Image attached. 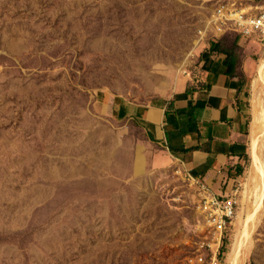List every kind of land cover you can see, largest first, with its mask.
I'll return each instance as SVG.
<instances>
[{
    "label": "rangeland",
    "instance_id": "374dc122",
    "mask_svg": "<svg viewBox=\"0 0 264 264\" xmlns=\"http://www.w3.org/2000/svg\"><path fill=\"white\" fill-rule=\"evenodd\" d=\"M220 3L252 0H0V264L211 260L206 182L134 122L99 117L94 94H170L201 78L218 41L248 67L253 119L264 39L217 33L209 19ZM260 142L264 158V130ZM251 165L252 154L230 182L238 207L219 264L237 245L238 264H264V191L246 221Z\"/></svg>",
    "mask_w": 264,
    "mask_h": 264
},
{
    "label": "crops",
    "instance_id": "0c3cea01",
    "mask_svg": "<svg viewBox=\"0 0 264 264\" xmlns=\"http://www.w3.org/2000/svg\"><path fill=\"white\" fill-rule=\"evenodd\" d=\"M249 6L263 11L264 0H252ZM224 70L223 56L211 55L201 78L148 101L100 88L94 94V111L108 121L134 122L150 140L180 159L193 176L204 180L205 192L229 194L230 182L238 179L233 176L236 170L245 168L251 154L254 161L256 97L252 119L247 82L241 85L239 75H227ZM240 71L247 77L246 65H237L236 73Z\"/></svg>",
    "mask_w": 264,
    "mask_h": 264
},
{
    "label": "built area",
    "instance_id": "2783aa9c",
    "mask_svg": "<svg viewBox=\"0 0 264 264\" xmlns=\"http://www.w3.org/2000/svg\"><path fill=\"white\" fill-rule=\"evenodd\" d=\"M209 24L220 34L226 30H233L242 37H254L255 35L264 39V10L256 12L251 7H237L226 3H220L214 9ZM232 194L215 195L206 192L202 199L201 208L205 217L206 225L213 233L215 244L205 247L212 250L213 257L207 261L203 253H199L191 261L192 264H219L217 253L226 229L232 223V219L237 214L238 200ZM204 246H202L203 248ZM204 247V248H205Z\"/></svg>",
    "mask_w": 264,
    "mask_h": 264
},
{
    "label": "bare ground",
    "instance_id": "6f19581e",
    "mask_svg": "<svg viewBox=\"0 0 264 264\" xmlns=\"http://www.w3.org/2000/svg\"><path fill=\"white\" fill-rule=\"evenodd\" d=\"M257 84L260 86V92L261 95H256L255 99V125L257 127V135L254 138L253 146H254V161L251 165V168L247 172L248 176V186L251 185V194L254 198L253 203V210L248 215V218L246 221H248L250 218H252L262 204L263 199V191H264V183H263V177H264V158L262 155V149H261V142H260V135L262 134L264 130V58L261 61V64L258 69L257 73ZM250 189V188H249ZM246 227L243 229V235H246ZM242 240V238H241ZM240 240V241H241ZM240 244V243H239ZM239 245L236 246L233 254L231 255V264H238L239 263V257H240V249Z\"/></svg>",
    "mask_w": 264,
    "mask_h": 264
},
{
    "label": "trees",
    "instance_id": "16d2710c",
    "mask_svg": "<svg viewBox=\"0 0 264 264\" xmlns=\"http://www.w3.org/2000/svg\"><path fill=\"white\" fill-rule=\"evenodd\" d=\"M236 34H239L236 32ZM237 41H235L233 44H235ZM235 46L233 45L231 47H227V46H223L220 42L215 41L211 44L210 46V52H216L219 55H222L224 58V66H225V70L224 73L227 75H231V76H238L239 75V80L241 82V85H244V83L246 84L247 81H243V78H247L244 73L242 71H240L239 73H236V66L240 65L238 56L236 54V50H235ZM245 168L244 167H239L236 170V173L233 174V176H239L243 170ZM229 174H231L229 172Z\"/></svg>",
    "mask_w": 264,
    "mask_h": 264
}]
</instances>
